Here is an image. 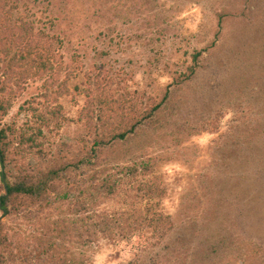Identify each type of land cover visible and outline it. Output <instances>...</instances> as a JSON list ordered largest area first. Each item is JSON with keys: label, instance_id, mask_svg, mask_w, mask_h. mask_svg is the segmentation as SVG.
Segmentation results:
<instances>
[{"label": "rangeland", "instance_id": "obj_1", "mask_svg": "<svg viewBox=\"0 0 264 264\" xmlns=\"http://www.w3.org/2000/svg\"><path fill=\"white\" fill-rule=\"evenodd\" d=\"M4 1L14 19L33 21L63 54L68 121L59 135L42 128L53 141L71 142L81 130L85 75L97 66L148 107L169 95L136 139L105 151L100 169L120 177L136 162L154 165L149 178L167 194L144 207L170 215L176 229L161 243L144 236L103 242L91 264H135L139 250H147L139 264H264V0ZM200 51L208 62L190 75ZM11 99L10 106L3 99L9 110L0 111V129L40 126L33 115L43 108L40 82ZM3 175L0 162V200ZM3 215L0 206L6 258L15 252L16 264H25L42 225ZM176 239L179 254L167 256L164 245Z\"/></svg>", "mask_w": 264, "mask_h": 264}, {"label": "trees", "instance_id": "obj_2", "mask_svg": "<svg viewBox=\"0 0 264 264\" xmlns=\"http://www.w3.org/2000/svg\"><path fill=\"white\" fill-rule=\"evenodd\" d=\"M6 6L0 0V111H8L11 98L30 82L41 83L40 102H44L43 108L33 111L41 121L36 129L20 131L13 124L0 129V162L8 185L0 200L3 214L42 225L40 236L33 239L37 249L25 253L24 263L91 264L92 253L103 242L131 241L137 236L165 242L176 229L171 216L144 207L167 194L149 178L156 167L136 162L126 166L120 177L104 176L100 167L105 151L128 144L155 121L169 95L148 107L97 66L85 75L86 101L77 120L81 130L71 142L53 141L42 128L59 135L68 121L60 102L70 94L63 54L33 21L14 19ZM193 58L196 64L190 75L208 62L203 51ZM7 98L9 106L2 107ZM5 228L0 220V264H16L20 256L13 252L8 260L3 250L9 246ZM181 243L176 239L164 245L172 252L167 256L179 254ZM77 251H82V259ZM145 251L139 250L135 264Z\"/></svg>", "mask_w": 264, "mask_h": 264}, {"label": "water", "instance_id": "obj_3", "mask_svg": "<svg viewBox=\"0 0 264 264\" xmlns=\"http://www.w3.org/2000/svg\"><path fill=\"white\" fill-rule=\"evenodd\" d=\"M3 179L5 181L4 175H3ZM5 189H6V192H8V185L6 183H5ZM5 215H6V211L4 212L3 218L5 217Z\"/></svg>", "mask_w": 264, "mask_h": 264}, {"label": "flooded vegetation", "instance_id": "obj_4", "mask_svg": "<svg viewBox=\"0 0 264 264\" xmlns=\"http://www.w3.org/2000/svg\"><path fill=\"white\" fill-rule=\"evenodd\" d=\"M7 193V192H6ZM3 211V210H2Z\"/></svg>", "mask_w": 264, "mask_h": 264}]
</instances>
